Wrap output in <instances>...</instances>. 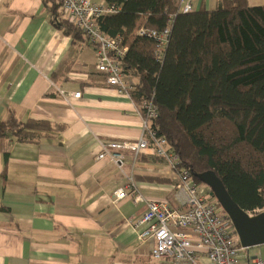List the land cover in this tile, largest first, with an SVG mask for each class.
<instances>
[{"label": "crops", "instance_id": "1", "mask_svg": "<svg viewBox=\"0 0 264 264\" xmlns=\"http://www.w3.org/2000/svg\"><path fill=\"white\" fill-rule=\"evenodd\" d=\"M219 2L194 0L193 8L213 11ZM51 6L0 0V120L65 127L39 143L9 138L7 159L0 150V264H164L152 255L154 240L134 228L146 204L114 198L133 175L147 200L177 206V176L152 148L123 151L124 173L98 159L101 144L140 139L142 118L97 71L96 47L52 24Z\"/></svg>", "mask_w": 264, "mask_h": 264}, {"label": "trees", "instance_id": "2", "mask_svg": "<svg viewBox=\"0 0 264 264\" xmlns=\"http://www.w3.org/2000/svg\"><path fill=\"white\" fill-rule=\"evenodd\" d=\"M252 1L220 0L213 11L182 13L180 0H105L117 12L97 19L108 36L122 38L121 66L135 80L131 99L157 106L153 128L167 138L180 168L198 185L204 184L195 175L213 170L250 213L264 209V3ZM49 2L56 28L74 40L85 37L60 0ZM170 21L160 58L157 42L137 31H163ZM64 128L47 120H0V150L7 159L9 138L39 143Z\"/></svg>", "mask_w": 264, "mask_h": 264}, {"label": "built area", "instance_id": "3", "mask_svg": "<svg viewBox=\"0 0 264 264\" xmlns=\"http://www.w3.org/2000/svg\"><path fill=\"white\" fill-rule=\"evenodd\" d=\"M64 15L69 23L79 28L98 53L97 71L103 75L110 87L130 96L134 83L124 74L121 59L127 52L120 36L110 37L101 30L97 19L116 13L114 7L95 3L92 0H60ZM194 0H180V12L191 13ZM172 31L171 21L163 31L141 27L137 34L157 42L156 54L162 57ZM69 98H80L81 92H62ZM142 118V134L137 141L101 144L99 160H109L124 173L126 157L123 151H131L135 157L152 148L176 174L175 200H147L136 186L133 175H126L127 184L115 194L114 202L131 198L136 204L145 203L146 211L134 223V228L143 227L139 238L143 242L154 240L152 255L164 264H264L260 246L259 253L251 257L249 249L242 247L236 229L225 213L218 211V203H210L201 191L191 172L181 169V161L170 148L167 138L153 128L158 118V108L153 101L136 105ZM263 210H256L251 215Z\"/></svg>", "mask_w": 264, "mask_h": 264}, {"label": "water", "instance_id": "4", "mask_svg": "<svg viewBox=\"0 0 264 264\" xmlns=\"http://www.w3.org/2000/svg\"><path fill=\"white\" fill-rule=\"evenodd\" d=\"M195 176L210 188V196L232 221L242 247L250 249L264 245V211L251 215L242 209L213 170Z\"/></svg>", "mask_w": 264, "mask_h": 264}, {"label": "rangeland", "instance_id": "5", "mask_svg": "<svg viewBox=\"0 0 264 264\" xmlns=\"http://www.w3.org/2000/svg\"><path fill=\"white\" fill-rule=\"evenodd\" d=\"M264 2L262 0H255V1H252V4L254 5H262ZM201 186V191L205 194V197L206 199L210 202V203H217L216 199L215 198H212L210 196V188L206 185H200ZM218 211L220 213H223V210L222 208L220 207V205L218 206ZM260 250H261V253H262V256L264 258V245H261L260 246ZM259 253V248L257 247H253V248H250L249 249V252L248 254L251 256V257H254L256 256L257 254Z\"/></svg>", "mask_w": 264, "mask_h": 264}]
</instances>
